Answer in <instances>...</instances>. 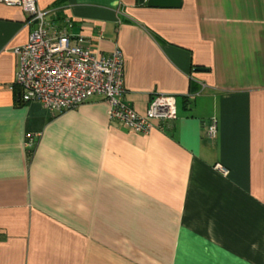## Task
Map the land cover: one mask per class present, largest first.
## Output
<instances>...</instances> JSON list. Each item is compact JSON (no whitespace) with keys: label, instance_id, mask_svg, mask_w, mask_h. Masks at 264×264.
I'll return each mask as SVG.
<instances>
[{"label":"crops","instance_id":"obj_1","mask_svg":"<svg viewBox=\"0 0 264 264\" xmlns=\"http://www.w3.org/2000/svg\"><path fill=\"white\" fill-rule=\"evenodd\" d=\"M146 1L37 0L99 55L122 50L137 113L175 97L176 119L143 134L99 96L16 99L33 24L0 0V264H264V0Z\"/></svg>","mask_w":264,"mask_h":264},{"label":"built area","instance_id":"obj_2","mask_svg":"<svg viewBox=\"0 0 264 264\" xmlns=\"http://www.w3.org/2000/svg\"><path fill=\"white\" fill-rule=\"evenodd\" d=\"M1 1L20 6L33 24L28 41L12 49L17 58L13 88L18 90L19 101L37 102L47 110L62 112L99 96L109 107L110 120L143 134L151 131L154 119H176V100L171 95H153L143 115L124 102L125 60L118 46L105 56L99 55L91 45L82 44L81 36L72 37L69 19L67 27L47 22L45 16L52 10L39 9L37 0ZM217 131L218 122L211 118L206 136L212 139ZM215 167L223 175L228 174L222 165Z\"/></svg>","mask_w":264,"mask_h":264},{"label":"water","instance_id":"obj_3","mask_svg":"<svg viewBox=\"0 0 264 264\" xmlns=\"http://www.w3.org/2000/svg\"><path fill=\"white\" fill-rule=\"evenodd\" d=\"M146 4L148 7L177 8L180 6L181 0H147Z\"/></svg>","mask_w":264,"mask_h":264},{"label":"trees","instance_id":"obj_4","mask_svg":"<svg viewBox=\"0 0 264 264\" xmlns=\"http://www.w3.org/2000/svg\"><path fill=\"white\" fill-rule=\"evenodd\" d=\"M16 99H18V92H17V96H16Z\"/></svg>","mask_w":264,"mask_h":264}]
</instances>
